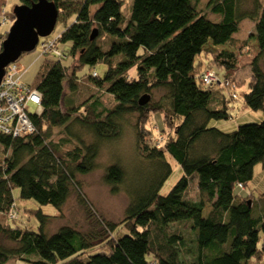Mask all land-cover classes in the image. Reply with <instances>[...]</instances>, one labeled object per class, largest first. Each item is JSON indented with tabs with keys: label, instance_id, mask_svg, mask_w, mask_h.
<instances>
[{
	"label": "trees",
	"instance_id": "trees-1",
	"mask_svg": "<svg viewBox=\"0 0 264 264\" xmlns=\"http://www.w3.org/2000/svg\"><path fill=\"white\" fill-rule=\"evenodd\" d=\"M50 1L58 20L74 18L58 40L65 56L44 55L27 84L41 93L39 113L28 111L35 131L0 134V233L16 246H0V264L14 256L25 264H264V186L249 184L256 168L264 171V116L232 129L225 125L230 130L210 125L242 107L264 112V5L131 0L126 17V0ZM248 17L258 47L240 80L229 71L246 55L247 39L236 33ZM4 37L0 32V45ZM207 43L230 49L208 51ZM99 62L107 66L102 78L96 70L78 76L77 69ZM209 67L228 81L204 84L201 72ZM98 89L111 95L108 104L94 96ZM142 95L149 99L139 104ZM129 115L135 118L131 167L126 170L127 162L112 152L102 176L111 192L128 198L122 219L98 217L99 229L88 233L67 225L48 231L52 215L41 206L59 211L73 188L85 204L77 176L98 168L99 152L126 134ZM14 189L20 199L37 203L25 208L38 219L36 230L21 221ZM10 207L16 217L9 216ZM99 232L105 236L96 243Z\"/></svg>",
	"mask_w": 264,
	"mask_h": 264
},
{
	"label": "rangeland",
	"instance_id": "rangeland-1",
	"mask_svg": "<svg viewBox=\"0 0 264 264\" xmlns=\"http://www.w3.org/2000/svg\"><path fill=\"white\" fill-rule=\"evenodd\" d=\"M262 5H264V0H259ZM129 2L131 0H126L125 4H123L122 12L123 15L126 17H129L130 9H129ZM246 7L250 5L247 1ZM19 4V0H7V3H5V8L8 12H13V8ZM248 10V9H246ZM203 14L207 15L212 20H217V17L214 15V13L204 9ZM6 15V14H5ZM74 17L70 19V22H67L66 24H70L72 22ZM254 24L255 21L252 19L244 18L239 23V29L236 33V36H238L241 39H247L246 47L244 48L245 56L243 59L240 60L239 65L237 66V70L234 72L231 70L229 71L230 74H233L234 77H240V80L242 77H245L249 72V66L248 63L252 59L253 53L257 52L258 44L255 39L250 37V34L254 33ZM3 25V24H2ZM6 26L3 25L2 27ZM65 22L58 20L55 24L54 30L52 31L51 35H54L56 32H59L65 28ZM6 34V33H5ZM239 40V39H238ZM67 47V46H66ZM70 47V45L68 46ZM228 48L230 49L229 45H223V46H213L210 43H207L205 45V50L211 51L213 49H222V48ZM44 55H40V49L39 45L35 47L32 51L29 52H23L20 55V60L25 64L26 66V74L22 76L21 81L25 84H31L37 74V71L39 69V66L43 60ZM262 65L264 66V58H262ZM67 61V60H65ZM68 63L73 62V58L69 57ZM243 64V68L240 73L239 67ZM106 64H103L101 62L95 64L94 66H82L79 69H77L78 76H87L90 74L92 70H96V72L99 74V76L102 78L104 76L105 70H106ZM205 69L210 70H202V75L207 73L206 76L211 77L212 79H207L206 81H210L211 84H225L228 80H220L222 78L221 70H218L217 68L209 67ZM217 71V72H216ZM219 72V73H218ZM228 74V73H227ZM229 74L230 77H232ZM228 76V77H229ZM217 78V82H213L214 78ZM225 77V78H228ZM203 81V80H202ZM203 81L204 84L207 82ZM86 83L85 81H81L78 84L77 91L81 94L84 93V89H86ZM90 88V86H89ZM224 93H227L225 89ZM74 92H69L66 96L72 95ZM154 99H157L159 97L158 91H155ZM94 96L100 97L105 104H108L111 98V95L105 93L104 91H98L94 94ZM79 97V96H78ZM91 98V96H90ZM89 98V99H90ZM239 103V102H238ZM33 105H30V110L34 112ZM233 117H231L229 120H211L210 125L217 126L221 130H230L232 128H235L239 124L246 123L247 121H256L263 119L264 112L262 110H251L249 108L242 107L238 111L235 109L232 113ZM131 115L127 117V124L128 126L125 129V133L119 140L112 143L108 148L105 146L101 152H99V155L97 157V163L98 168H96L94 171L83 175V176H77V179L81 182L80 191L83 194L85 204L80 201V198L78 196V191L75 190L76 188H73L70 192V195L67 199V201L64 203L62 208L58 211L53 206L47 204L42 205V212L48 215H52L49 220H47V224L45 227L48 231L53 232L57 230L60 226L67 225L76 228L78 231H81L83 233H88L90 231H95L99 229L98 224V217L102 218L103 220L107 222H113L118 223L123 217L125 207L128 203V198L125 193L123 192H111L109 187L103 182L102 176H103V167L109 162L108 155L113 152L115 153L116 159H119L121 161L127 162L126 170H128V167H131V158L129 156L128 150L130 146L134 144V133L132 132L134 121ZM225 125H227L230 129L225 128ZM160 131H162L161 128H159ZM173 129V125L171 127L166 126L165 130L171 131ZM60 129H55L54 132V140H56L59 136ZM168 131H165L164 134L167 135ZM162 133V132H161ZM164 134L162 133V136L164 137ZM178 169V168H176ZM174 169V170H176ZM260 172V173H259ZM259 174V175H258ZM264 180V171L261 170V168H256L255 175L253 179L249 182V184H252L253 182H259V186L262 187L264 184H262L260 181ZM243 192V191H242ZM244 193V192H243ZM242 193V194H243ZM255 193H257V190H255ZM194 195V194H191ZM190 196V195H189ZM14 199L17 203L20 212H21V221L26 222L29 226H32L36 230V225L38 224V219L35 217V215H29L25 211V208H33L36 209L38 207L37 203L32 200H22L18 196V190L14 189ZM58 211V212H57ZM57 212V214H56ZM55 214V215H54ZM95 227V228H94ZM99 237L95 240V242L99 243L100 239L105 236L103 233H98ZM0 246L7 247L8 249L16 248V246L13 247V242L10 240H7L1 233H0ZM105 250L106 248L103 246L101 248ZM259 255V256H258ZM257 257H260L261 254H258ZM255 262V261H254ZM7 264H25L20 258L14 256L10 258V262Z\"/></svg>",
	"mask_w": 264,
	"mask_h": 264
},
{
	"label": "built area",
	"instance_id": "built-area-1",
	"mask_svg": "<svg viewBox=\"0 0 264 264\" xmlns=\"http://www.w3.org/2000/svg\"><path fill=\"white\" fill-rule=\"evenodd\" d=\"M0 25L8 22V17L2 9ZM2 25V26H3ZM6 33V32H5ZM60 34L53 38L39 39L40 55H50L56 58H63L65 55L58 45ZM25 64L19 59L10 62L5 67L3 78L0 82V134L12 137L27 136L35 131L34 125L29 119L27 109L33 105L34 111L39 113L41 109V93L36 88H32L21 82L20 77L26 71ZM93 74H95L93 72ZM202 75V80L212 79ZM215 77L213 82H217ZM210 85V81H206ZM221 85V84H220ZM13 204L11 205V207ZM10 207L9 216L16 217L15 212Z\"/></svg>",
	"mask_w": 264,
	"mask_h": 264
},
{
	"label": "water",
	"instance_id": "water-1",
	"mask_svg": "<svg viewBox=\"0 0 264 264\" xmlns=\"http://www.w3.org/2000/svg\"><path fill=\"white\" fill-rule=\"evenodd\" d=\"M12 15V24L0 45V81L7 64L19 59L23 52L32 51L40 37L51 34L58 18V10L50 0H36L31 5L17 4ZM95 35L96 30L91 38ZM148 99V95H142L139 104L146 103Z\"/></svg>",
	"mask_w": 264,
	"mask_h": 264
},
{
	"label": "crops",
	"instance_id": "crops-1",
	"mask_svg": "<svg viewBox=\"0 0 264 264\" xmlns=\"http://www.w3.org/2000/svg\"><path fill=\"white\" fill-rule=\"evenodd\" d=\"M5 3H7V0H0V22H1V17H2L1 16L2 15V9L4 10L6 16L8 17V21H11L13 19L12 12L7 11V9L5 8ZM6 29H7V26L2 27V25H0V32H5ZM23 74L21 75L20 80H21L22 76H24L26 73L24 75Z\"/></svg>",
	"mask_w": 264,
	"mask_h": 264
},
{
	"label": "bare ground",
	"instance_id": "bare-ground-1",
	"mask_svg": "<svg viewBox=\"0 0 264 264\" xmlns=\"http://www.w3.org/2000/svg\"><path fill=\"white\" fill-rule=\"evenodd\" d=\"M61 12V10H59V13ZM57 21H58V18H57ZM56 21V22H57ZM72 23V22H71ZM11 24H12V20L11 21H8L7 23H6V26H7V29H6V31L5 32H7V30L9 29V27L11 26ZM65 25L66 26H69L70 24H66L65 23ZM5 26V27H6ZM55 27V26H54ZM54 30V29H53ZM62 31V30H61ZM61 31H59V32H56L54 35H52V36H50L51 34H49L47 37H40L39 39H45V38H53V37H56L57 35H59V34H61ZM52 33V32H51ZM3 78V77H2ZM2 80V79H1ZM1 82V81H0ZM22 82V81H21ZM25 84V83H24ZM30 110V107H28V109H27V113H28V111ZM33 113H35V114H38L37 112H33ZM30 119V118H29Z\"/></svg>",
	"mask_w": 264,
	"mask_h": 264
}]
</instances>
